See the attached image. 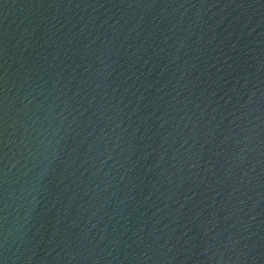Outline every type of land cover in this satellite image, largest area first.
<instances>
[{
  "label": "water",
  "instance_id": "1",
  "mask_svg": "<svg viewBox=\"0 0 264 264\" xmlns=\"http://www.w3.org/2000/svg\"><path fill=\"white\" fill-rule=\"evenodd\" d=\"M0 264H264V0H0Z\"/></svg>",
  "mask_w": 264,
  "mask_h": 264
}]
</instances>
